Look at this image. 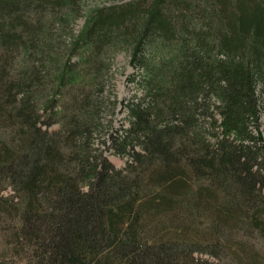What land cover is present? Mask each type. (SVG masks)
<instances>
[{"label": "trees", "instance_id": "1", "mask_svg": "<svg viewBox=\"0 0 264 264\" xmlns=\"http://www.w3.org/2000/svg\"><path fill=\"white\" fill-rule=\"evenodd\" d=\"M79 1L0 0V183L31 262L210 264L200 256L222 240L264 239V0H115L88 18L74 43L86 53L59 65L52 98L35 100L38 75L12 81L7 58L47 54L43 15ZM118 46L142 95L103 140L99 57Z\"/></svg>", "mask_w": 264, "mask_h": 264}, {"label": "rangeland", "instance_id": "2", "mask_svg": "<svg viewBox=\"0 0 264 264\" xmlns=\"http://www.w3.org/2000/svg\"><path fill=\"white\" fill-rule=\"evenodd\" d=\"M120 3L115 0H80L75 13L68 8H56L53 12L47 11L43 15L41 30L43 31L42 45L47 48V54H41L37 48L30 52L31 57L24 58L23 48L9 56L6 71L12 81L17 77L18 71L37 74V81L42 83L41 90L32 86L35 100L48 101L52 98L57 85V68L65 64H79V58L86 52L84 48H74V43L81 36L88 18L99 8ZM149 58L157 59L166 57L168 52L157 53L151 49L147 50ZM99 57L100 76L103 78V87L100 88L99 101L101 103V117L111 127L104 132L103 140L108 139L111 132L121 127H127V107L136 98L141 97L142 90L139 88V78L142 73L131 63V50L129 46H118L114 49L108 47L101 52ZM77 70L85 69L86 65H80ZM84 66V67H83ZM61 67V69H62ZM17 79H19L17 77ZM36 79V78H35ZM36 81V80H35ZM34 79L33 82L35 83ZM38 84V82H37ZM87 92L90 91L86 89ZM40 91V92H39ZM96 92L93 93L95 96ZM21 95L18 98L21 99ZM58 128V125H55ZM264 131V117L263 127ZM3 133V132H2ZM4 138V136H2ZM99 144V143H98ZM97 145V144H96ZM109 161L117 168H125L128 157H118L111 151L106 152ZM19 199L10 186L0 183V262L8 264H33L28 257V250L18 240V216H16V205ZM258 221L264 225V217ZM255 221V219H254ZM166 227L170 225H165ZM201 232V231H199ZM246 233L236 234L231 243L227 240L220 241L221 248L217 256L202 255L203 259L210 264H264V239L259 234Z\"/></svg>", "mask_w": 264, "mask_h": 264}]
</instances>
